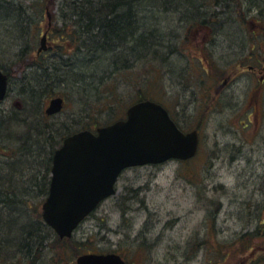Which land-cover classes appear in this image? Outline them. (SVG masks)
Wrapping results in <instances>:
<instances>
[{
  "label": "rangeland",
  "instance_id": "rangeland-1",
  "mask_svg": "<svg viewBox=\"0 0 264 264\" xmlns=\"http://www.w3.org/2000/svg\"><path fill=\"white\" fill-rule=\"evenodd\" d=\"M179 3L182 8L178 12L171 9L150 12L153 17L149 27L164 37L166 49L163 53L167 54V60L161 65L153 60L151 67L154 65L155 68H150L149 63V94L164 103L182 128L198 129L201 141L196 156L183 163L170 160L125 169L118 179L117 192L80 224L71 241L55 247L49 240V249L42 252L43 264H75L76 256L89 250L119 252L128 264H217L213 248L218 243L239 246L236 239L253 230L259 219L264 218V82L262 87L259 85L260 78L264 79V71L261 73L257 69L262 67L264 70V63H253L257 68L248 69L252 61L245 55L248 50L246 41L250 39L252 29L248 32L247 25L240 23L233 8L220 10L214 26L198 27L195 24L187 27L189 22L185 15L192 11L182 1ZM252 5L249 7L246 2L245 8H249L243 6L242 12L248 17L259 13L264 17L256 3ZM10 15L7 12L4 15L7 20L0 19L5 30H0V65L9 74L8 94L0 101V120L13 118L20 127L10 126L12 135L6 138L14 140H5V143L24 144V136L19 142L16 135H20L30 121L41 125V129L51 126L58 139L59 132L76 131L91 117L104 124L125 115L124 104L133 98L135 87H122L120 74L115 81L124 104L116 105L111 112L106 105L100 103L98 106L83 94L71 91L67 86L68 76L67 79L57 78L55 74L53 81L50 80L52 96L65 97L64 108L42 120L29 114L30 103L21 87L26 84L24 74L28 76L30 71L16 63L19 46L12 49L10 39L17 38L18 34L8 32H13L11 24L17 22V17L13 21L9 19ZM217 20L221 21L219 26ZM46 23L45 19V28ZM171 34H174L173 38ZM39 38H36V46L28 59L37 55ZM46 44L47 50L39 57L44 58V65L53 60L58 65L61 59L53 55L50 39ZM169 45L171 48L176 46L178 52L174 50L168 55L171 52ZM203 56L207 60H203ZM209 61L213 62L211 67ZM139 69L135 72L143 74L144 71ZM39 72L42 76L51 70ZM215 87L219 92L216 93ZM207 94L213 97L204 110L202 102ZM255 94L258 96L257 105L250 100ZM42 97L38 102L44 110L49 97ZM90 97L95 99L93 95ZM6 132L0 125L1 143ZM36 150L38 158L33 161L31 156L21 155L18 164L29 162L31 165L34 162L35 170L30 172L31 176L36 175L38 179L45 173V186L46 183L48 186L50 169L46 147L40 149L36 146ZM2 158L0 155V160ZM23 173H26L25 169ZM14 177L21 190L32 189L24 178ZM28 196L32 207L41 210L45 194L41 195L36 188ZM7 260L14 261V264L21 262ZM247 261L246 258H230L226 264H249Z\"/></svg>",
  "mask_w": 264,
  "mask_h": 264
},
{
  "label": "trees",
  "instance_id": "trees-1",
  "mask_svg": "<svg viewBox=\"0 0 264 264\" xmlns=\"http://www.w3.org/2000/svg\"><path fill=\"white\" fill-rule=\"evenodd\" d=\"M179 1H182L187 6L186 8L192 11V13L187 12L185 15L187 22H189L187 27H192L195 24L198 27L214 26V19L219 17L220 10L233 8L234 13L239 15L240 23L247 25L246 29L248 32L252 29L251 34L249 33L250 39L246 41L248 43V50L245 54L247 59L252 61V65L258 62L259 64L264 63V17H261V13L248 17L245 12H242V7L247 2L249 7L253 6L252 3L259 4L261 6L260 11L264 13V0H0V15H2L0 19L4 21L7 18L4 16L7 12L11 13L10 17L12 18L9 17V19L14 21L17 17V22L11 24L13 32H7L10 35L15 32L18 34L17 38L10 39V42L14 45H12V49H16L19 46L16 54L18 66L20 68H29L30 74L28 76H26L25 72V74L23 73L27 90L30 89V82L40 83L37 84L40 86L47 82L49 90L46 92L42 91V98L53 97V90L50 85H52L55 74L57 78L64 77L67 79L68 76L69 83H67V86L70 87L71 91L83 94L90 102L98 106L100 103L106 105L108 107L107 110L111 112L116 105L122 104L117 82L115 81L118 74H120V85L122 87L128 85L131 88L135 87L133 98L125 104L123 102L126 108L130 104L143 99L161 102L149 94V63L150 68H155L154 65L151 67V64L154 63L153 60L159 61L161 65L167 60V54L163 53V50L165 51L166 49L164 37L157 34L154 28L151 29L149 27L150 19H152L150 12H161L166 9L178 12L181 7ZM231 4L234 5L231 6ZM249 7L245 8L244 6L245 9ZM47 11L50 13L47 41L50 39L53 55H57L61 59L58 65L55 60L48 65H44V58L39 57L40 54L28 59L36 46V38L45 29L43 25L45 19L47 20L46 24H48ZM217 21L216 23L219 26L221 21ZM0 30L5 31L1 25ZM24 33L26 36H24ZM173 35L171 34L172 38ZM213 35L214 32H212ZM184 39L186 38L184 37ZM251 42L254 43L251 45ZM171 45H169L171 52L168 55L174 53V50L177 52L179 50L176 46L171 48ZM202 58L207 60L206 56ZM208 63L210 64L209 67H211L213 62L209 61ZM0 68L8 74L3 66L0 65ZM139 68L144 71L143 74L139 71L135 72ZM47 69L51 70V72L41 76L39 71ZM121 75L125 76L122 77ZM151 75L153 74L151 73ZM200 77L202 78L203 76ZM25 86L21 87L22 91L26 89ZM215 90L216 93L219 92L217 87H215ZM35 93L34 91L27 94L31 98H36ZM92 95L95 96V99L90 97ZM205 97L202 102L203 106H205L204 110H206V105L213 96L209 97V94H207ZM250 100L257 105L258 96L255 94L252 97L251 95ZM27 101L30 103L29 114L35 117L39 116L41 120L42 118L50 117L44 113L41 102L39 103L37 98L36 101L27 98ZM119 118L122 117H117L110 122ZM27 121L23 122L26 126ZM108 123L101 124L96 118L91 117L90 121L78 130H94L96 127ZM11 125H14L15 128L16 126L20 127L14 121ZM20 125L22 126V124ZM19 131L21 130L19 129ZM24 131L27 134L37 135V143L35 141L31 142L34 148L39 146L41 149L45 145L48 162H50L54 150L61 144L63 138L76 132L72 131L63 134L59 132L58 139H56L57 135L51 126H45L41 129V125L30 121L26 129L20 132V135H16L19 136L17 138L19 142L21 137L24 136L23 140H27V145L26 142L18 146L5 143V140L11 141L14 139L2 138L0 155L3 157L2 161H4L5 165L0 167L19 162L21 155H26L27 158L31 156L28 146V135ZM30 158L33 161L35 159L33 157ZM28 164L29 162H26V165H18L16 175L24 178V182L30 183V186L35 189L38 188L41 191V195L45 194L46 196L48 191L47 183L45 186L46 174L44 173L38 180L35 179L36 175L32 177L30 173L35 170V164L34 162L31 165ZM24 169L25 174L23 173ZM19 189L20 191L18 192L17 190ZM0 191L6 193L10 191L12 194L10 200L0 198V264H14V261L9 262L7 259H18L21 261L19 262L20 264H25L26 262H29V264H42L40 260L43 251L34 252L31 245L33 241H36L42 250L49 249V240L52 241L55 247L58 244L59 247L64 245L65 241H71V239H60L43 222L41 211L37 207L33 208L28 201L30 196H27L29 195L27 188L21 190L11 178L0 177ZM13 203H16L24 211L17 210V212L14 211L7 214V207L10 209V204ZM25 213L31 215V223L27 220ZM260 237H264V218L259 219L253 230L243 233L240 238L236 239L239 242V246L231 244V247L225 243H218V246L214 245L213 249L217 257L216 263L226 264V260L230 258L239 260L246 258L249 264H264V239ZM50 251L53 252V249H50ZM88 252L94 251L89 250L85 253ZM11 254L16 256L12 257ZM53 264L60 263L53 262Z\"/></svg>",
  "mask_w": 264,
  "mask_h": 264
},
{
  "label": "water",
  "instance_id": "water-1",
  "mask_svg": "<svg viewBox=\"0 0 264 264\" xmlns=\"http://www.w3.org/2000/svg\"><path fill=\"white\" fill-rule=\"evenodd\" d=\"M48 25L50 15L47 12ZM46 50L44 32L38 52ZM8 76L0 69V101L6 96ZM64 98L53 97L44 109L61 111ZM196 129L182 132L166 108L145 99L126 109V117L66 136L52 157L48 194L42 219L60 237H70L79 223L104 199L115 194L118 177L129 167L186 160L198 149ZM76 264H126L117 253H85Z\"/></svg>",
  "mask_w": 264,
  "mask_h": 264
},
{
  "label": "bare ground",
  "instance_id": "bare-ground-1",
  "mask_svg": "<svg viewBox=\"0 0 264 264\" xmlns=\"http://www.w3.org/2000/svg\"><path fill=\"white\" fill-rule=\"evenodd\" d=\"M257 7L261 10V6L258 4L257 5ZM0 17H2V15H0ZM151 17H153V15L151 16ZM47 31H48V28L46 27L45 29H44V31L43 32H41V34L39 35L40 36V38H39V46H40V42H41V38H42V36H43V34H44V32H46V41H47V38H48V36H47ZM176 34L177 33H175V36H176ZM24 36H26L25 35V33H24ZM174 36V37H175ZM39 46H38V48H39ZM38 48H37V54H40L41 52H44V51H39L38 52ZM46 51V50H45ZM107 74V73H106ZM105 74V75H106ZM37 84H40V83H34V82H30V89L29 90H27V89H24L23 90V93H25L26 94V96H27V98H30L31 100H36V98H37V100H38V98H41L42 97V95H43V92H46V91H48L49 90V87H48V84H47V82L46 83H43V84H41L42 86H40V85H37ZM44 85H46V86H44ZM46 88V89H45ZM9 89V88H8ZM34 89H37V90H35V97L36 98H31V97H29V95L27 94V93H29V92H34ZM43 91V92H42ZM7 94H8V91H7ZM7 94H6V96H7ZM6 96L4 97V99L6 98ZM3 99V100H4ZM2 101V100H1ZM65 103H66V100H64V103H63V107H62V109L64 108V106H65ZM130 106V105H129ZM128 106V107H129ZM62 109H61V111H62ZM60 111V112H61ZM0 121H2V122H0V125H1V127L5 130V131H7L5 134H4V136L5 137H8V136H11L12 135V132L10 131L11 130V128H10V126H13L14 127V125H11L12 124V122L13 121H15V119H13V118H10L9 120H6V119H1ZM24 133L25 134H27L25 131H24ZM28 136H27V138H28V146H29V152H30V154H31V157H33V158H38L37 156L39 155V153H38V151L36 150V147L34 148V146L33 145H31V142H34L35 141V143H37V141H38V138H37V135H35V134H32V133H30V134H27ZM198 139H199V141H201V138H200V134L198 133ZM26 142V145H27V140L25 141ZM41 144V143H40ZM35 149V150H34ZM34 150V151H33ZM33 152V153H32ZM54 154V153H53ZM53 154H52V156H51V159H50V162H48V164H49V169L51 170V166H52V157H53ZM49 161V160H48ZM1 165H5L4 164V161H2V160H0V166ZM18 162L17 163H15V164H9L8 166H3V167H0V172L2 173V174H0V177L2 178V177H8V178H11L13 181H14V176L16 175V171H17V169H18ZM35 179H36V177H35ZM38 180V179H37ZM37 180H36V183H37ZM24 189V188H23ZM22 189V190H23ZM35 188H33L32 187V189H30L29 190V195L30 194H32V192H33V190H34ZM28 196V195H27ZM11 197H12V194H11V192L10 191H8L7 193L6 192H3V191H0V198H2L3 200H10L11 199ZM22 199V198H21ZM11 205V208L10 209H8V207H7V209H6V213L7 214H9L10 212H14V211H16L17 212V210L18 211H24V210H22V209H20L19 207H18V205L16 204V203H13V204H10ZM98 208V206H96L94 209H92L91 210V214L96 210ZM26 215V218H27V220L31 223V220L29 219V214L28 213H25ZM14 217H15V215H14ZM31 245H32V247H33V251L34 252H41V251H43L42 249H41V247H39V244H37V242L36 241H33L32 243H31ZM31 247V248H32ZM81 254H83V253H81ZM81 254H79V255H81ZM41 261V260H40ZM40 263H42L43 264V262L41 261ZM25 264H29V262H26Z\"/></svg>",
  "mask_w": 264,
  "mask_h": 264
},
{
  "label": "flooded vegetation",
  "instance_id": "flooded-vegetation-1",
  "mask_svg": "<svg viewBox=\"0 0 264 264\" xmlns=\"http://www.w3.org/2000/svg\"><path fill=\"white\" fill-rule=\"evenodd\" d=\"M253 68H257V67H256V66H252V68H248V69H253ZM257 69H258V71L261 72V73L264 71L262 67H259V68H257ZM261 78H263V77H261ZM261 78H260V81L258 80L260 85H262V83L264 82V79H261ZM261 87H262V86H261ZM254 96H255V95H253V97H254Z\"/></svg>",
  "mask_w": 264,
  "mask_h": 264
}]
</instances>
